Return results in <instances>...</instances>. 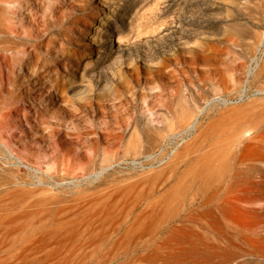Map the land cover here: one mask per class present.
Returning a JSON list of instances; mask_svg holds the SVG:
<instances>
[{"label": "rangeland", "instance_id": "obj_1", "mask_svg": "<svg viewBox=\"0 0 264 264\" xmlns=\"http://www.w3.org/2000/svg\"><path fill=\"white\" fill-rule=\"evenodd\" d=\"M261 157L264 0H0V264H264Z\"/></svg>", "mask_w": 264, "mask_h": 264}, {"label": "bare ground", "instance_id": "obj_2", "mask_svg": "<svg viewBox=\"0 0 264 264\" xmlns=\"http://www.w3.org/2000/svg\"><path fill=\"white\" fill-rule=\"evenodd\" d=\"M110 25V24H109ZM108 25V26H109ZM110 27V26H109ZM108 33H111L110 31H108ZM112 34H109V42H111V36ZM161 37V36H160ZM118 48H116L118 51H121L122 52V49L120 48V46L117 44ZM157 46V45H156ZM130 47H134L133 49L131 48H128L130 49V59H132V54L134 52H136L135 48L136 46H130ZM114 50V49H113ZM129 52V51H128ZM46 106V105H45ZM196 116L192 118L191 121H189L188 123V128L189 129H192L195 127L196 125ZM24 121L26 122V124H28V120H27V117L24 116ZM246 132V131H245ZM197 133V132H196ZM241 137V136H240ZM5 146V144H3ZM253 145V144H252ZM6 147V146H5ZM7 148V147H6ZM9 150V149H8ZM255 152V151H253ZM9 153L11 155H13V153L11 151H9ZM260 153V152H259ZM250 153H248V156H249ZM263 154V153H262ZM259 155V154H258ZM247 156V155H246ZM247 156V157H248ZM251 156V155H250ZM262 156V155H261ZM235 161L237 164L241 165L245 160L246 158L242 155L241 152H238L235 154ZM203 158V163H201V165L199 166L198 165V169H197V173L200 175V174H203L206 176V173L203 172V164L204 162H206L205 160V156L202 157ZM262 158V157H261ZM264 159V158H262ZM186 165V164H184ZM219 167V166H218ZM256 168V167H255ZM257 169V168H256ZM225 170V169H223ZM236 171V170H235ZM231 172V171H230ZM238 173V172H236ZM183 176V175H182ZM188 177V176H187ZM185 178V177H184ZM189 178V177H188ZM239 178V177H238ZM237 178V180H238ZM190 181V180H189ZM253 181V180H251ZM233 182V181H232ZM236 181H234L235 183ZM247 183V182H246ZM256 187V186H255ZM255 187H252L254 189H256ZM222 188V187H221ZM241 188V187H240ZM244 188V187H242ZM258 188V187H257ZM250 189V188H249ZM259 189V188H258ZM9 190V189H8ZM7 190V191H8ZM219 189H215L213 190V193L212 194H209V196L207 197H201V199L196 203L197 204V208L198 207H204L206 209L207 212H209L208 214H210L211 212H213V209L211 208L212 204L215 202H213V199L214 197H217L219 192H224V194L218 196V199L219 201L216 203V206L214 207V209H216V211H221L222 210V205H225L226 203H228L229 201H232V200H242L239 196V194H235L233 188H231L230 186H224V189H220V191H218ZM244 190V189H243ZM242 190V191H243ZM247 190V189H246ZM6 191V190H5ZM12 192H14L13 190H11ZM241 191V192H242ZM250 191V190H248ZM247 191V192H248ZM10 192V191H9ZM11 192V193H12ZM8 193V192H5V194ZM2 194V193H1ZM248 194V193H247ZM255 194V193H254ZM249 195V194H248ZM206 196V195H205ZM257 196V194H256ZM246 197V196H244ZM248 198V197H247ZM198 199V198H196ZM217 201V200H216ZM44 202V201H43ZM243 202V201H242ZM245 202V201H244ZM248 202V201H246ZM45 204V202H44ZM21 206V205H20ZM49 206V205H48ZM70 206V205H69ZM188 208V207H187ZM190 208V207H189ZM77 210V209H76ZM222 212V211H221ZM88 213V212H87ZM201 218V215H202V211H198L197 212ZM230 213V212H229ZM10 214V211L8 210V207L5 205V203H0V219H6V217H8ZM89 214V213H88ZM33 215V214H32ZM68 215V214H67ZM218 215H220V213H218ZM224 215V214H223ZM221 216V215H220ZM29 217V216H28ZM207 217V216H206ZM39 218V217H38ZM48 218V217H47ZM84 218V217H82ZM86 218V217H85ZM233 218V217H232ZM57 218H51V219H44V220H39L38 223H32L29 224L31 225L30 227H23V229H25V232H29L28 233V236H26L25 238H23L22 240L18 241V246H21V245H26V244H29L30 242L33 241V238L35 237L36 234L38 235H42L45 233L44 237H42L40 240L42 241H45V243H50L51 241V238L52 237H55L54 235H57L58 231L59 230H65L66 233H72L71 237L69 238V241L71 242L70 244H67V242H61L60 240H57L58 243L60 245H68L70 248L74 249L75 247L78 249V248H81L84 244H100V243H104V242H108L110 240H112L111 236H104L102 239H96L95 235L93 236L92 234H89V235H86V233H84V229H81V230H74L72 227L67 229L66 228V223L68 220H55ZM38 220V219H36ZM82 220V219H81ZM93 221V220H92ZM238 223V222H237ZM223 224V223H222ZM249 224V223H248ZM255 224V223H254ZM198 225V224H197ZM240 225V224H239ZM247 225V224H246ZM93 226V225H91ZM96 226V225H95ZM103 226V224H102ZM110 226V225H109ZM245 226V225H244ZM20 227V226H18ZM243 228V227H242ZM240 227V229H242ZM247 228V226H246ZM89 229V228H88ZM218 229V228H217ZM245 229V228H244ZM87 230V228L85 229ZM247 231V230H246ZM99 232V231H98ZM222 233V232H221ZM230 233V232H229ZM99 234V233H98ZM235 234V233H234ZM254 234V233H253ZM34 236V237H33ZM221 237V236H220ZM244 237V236H243ZM251 237V236H249ZM248 237V238H249ZM247 238V240H248ZM217 239V238H216ZM224 239V238H222ZM211 240V239H210ZM221 240V239H220ZM231 240V239H230ZM236 240V239H235ZM240 240V239H239ZM213 241V240H212ZM245 241V240H244ZM227 242V241H226ZM111 243H114V242H111ZM202 243V242H201ZM247 243V242H246ZM51 244V243H50ZM205 244V243H204ZM203 244V245H204ZM210 244V243H208ZM243 244V243H242ZM49 245V244H48ZM244 245V244H243ZM251 245V244H250ZM253 245V244H252ZM98 246V245H97ZM240 246V245H239ZM250 246H248L249 248ZM98 248V247H96ZM95 249V247H94ZM99 249V248H98ZM239 249V248H238ZM241 249V248H240ZM25 250V249H24ZM258 251V250H257ZM75 252V251H74ZM236 252V251H235ZM123 255L126 257L127 256V252H124ZM26 256V255H25ZM207 256V255H206ZM225 256V255H224ZM223 256V257H224ZM129 258V257H128ZM198 262V261H197Z\"/></svg>", "mask_w": 264, "mask_h": 264}]
</instances>
